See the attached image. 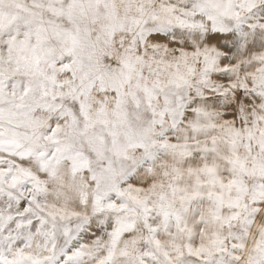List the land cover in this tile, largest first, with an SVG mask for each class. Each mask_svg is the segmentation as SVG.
Wrapping results in <instances>:
<instances>
[{"label": "snow or ice", "instance_id": "snow-or-ice-1", "mask_svg": "<svg viewBox=\"0 0 264 264\" xmlns=\"http://www.w3.org/2000/svg\"><path fill=\"white\" fill-rule=\"evenodd\" d=\"M0 264H264V0H0Z\"/></svg>", "mask_w": 264, "mask_h": 264}]
</instances>
